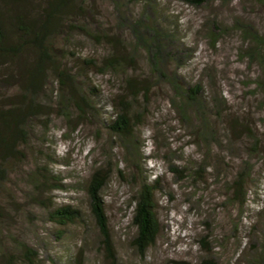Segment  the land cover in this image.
Returning a JSON list of instances; mask_svg holds the SVG:
<instances>
[{
	"label": "rangeland",
	"instance_id": "obj_1",
	"mask_svg": "<svg viewBox=\"0 0 264 264\" xmlns=\"http://www.w3.org/2000/svg\"><path fill=\"white\" fill-rule=\"evenodd\" d=\"M86 2L85 15L81 18L90 20L91 17L93 27L101 26L100 31L122 43L115 50L107 44L98 46V53L115 54L121 51L119 48L128 46L127 52L135 50L132 54L142 75L149 73L145 52L140 47L136 50L131 32L120 26L121 20L145 16L160 30L173 36V49L166 47V51H179L180 59L174 60L170 68L177 69L188 84L200 82L207 96L227 100L231 111L226 109L219 119H212L221 134V142L227 141L224 137L227 120L247 115V122L258 138L259 151L249 159L246 148L252 137L248 136L231 140L236 149L229 154L227 151L231 148L227 150L226 144L221 145L223 153L217 146H212L209 153L202 145L195 146L197 138L181 121L178 109L171 105L170 88L157 85L151 88L146 111L137 110L142 113V126L136 131L141 136L138 137L140 149L152 158L146 163L141 162V173L135 166L136 159L127 157L105 130L103 116L91 110L82 115L69 111L66 120L53 109L47 127L51 129L48 136L55 141L54 146L35 145L42 133L39 121H33L28 123L29 143L18 146L13 157L0 155V158L4 157L3 161L0 159V264H199L205 258L214 259L216 264H234L241 248L249 242L248 231L256 213H264V109H259L264 95L254 84L260 73L259 67L249 65L244 49L240 50L241 35L229 29L232 19L238 18L264 31V3L254 0H202L201 4L190 0ZM213 18L223 21L229 28L212 48L205 28ZM136 32L147 37L141 25L137 26ZM73 37L85 40V45L81 49L77 43L71 46L72 50L87 52L91 47L87 37ZM148 38L153 44L152 51L160 49L157 31ZM86 44L89 46L85 48ZM68 64L71 65L70 61ZM8 74L10 80L6 82ZM8 74L0 79V91L6 94V98H0L2 103L14 99L7 96L16 95L23 80L22 70L17 66H12ZM108 77L92 73L91 79L86 80L102 93L96 99L102 111L107 112L113 101L110 94L117 93ZM50 90L49 87L47 94ZM43 99L39 100L42 104ZM210 99L213 98L208 97ZM28 100L14 99L19 103ZM224 108L222 106V110ZM39 151L58 163L50 164L53 180L46 182L40 176L35 177L36 168L47 162ZM123 157L133 161L125 163ZM201 160L208 162L207 168L197 176L193 169ZM217 160L221 161V166L228 164L229 167L222 169ZM244 160L249 162L252 181L259 184L260 191L257 195L254 194L255 187L249 191V206L239 215L238 206L225 205L230 176L227 177V173L234 172ZM169 165L181 173H171ZM96 168L110 172L101 193L108 223L109 249L105 248L95 225L86 192L89 177ZM145 177L151 180L157 177L158 181L154 194L158 236L140 256L132 246L135 229L130 219L133 197ZM62 205L78 209L80 220L67 226L51 222L48 211Z\"/></svg>",
	"mask_w": 264,
	"mask_h": 264
},
{
	"label": "trees",
	"instance_id": "obj_2",
	"mask_svg": "<svg viewBox=\"0 0 264 264\" xmlns=\"http://www.w3.org/2000/svg\"><path fill=\"white\" fill-rule=\"evenodd\" d=\"M190 1L201 4L202 0ZM254 1L264 3V0ZM86 3V0H0V79L5 73L12 71V66L19 67L23 74L20 91L13 95L15 97L11 95L7 98H29L28 101L21 103L14 99H7L6 103L0 101V155L13 157L18 146L29 143L31 138L28 123L33 121H39L38 125L42 133L35 145L48 144L50 148L54 146L55 141L48 136L51 129L47 127V119L52 115L53 109H56L59 116L66 120L69 111L82 115L91 110L104 117L105 130L112 139H115L116 146L125 151L127 157L136 159L135 166L137 165L136 168L141 171V162L146 163L152 158H149L148 154H143L140 149L138 139L141 136L136 131L142 126L140 117L142 113L137 110L146 109L151 88L157 85L170 88L173 95L171 105L178 109L181 121L187 124L186 127L192 130V136L197 138L195 146L202 145L209 153L212 146L220 149L223 148L221 145L226 144L227 150L231 148L227 151L229 154L236 149L231 140L248 136L252 137L250 146L246 148L249 159L257 154L258 138L253 132L252 125L247 122L249 117L247 115L241 116L242 118L235 117L231 121L227 120L228 129L224 130L227 141L221 142V134L212 119H219L226 109L231 111L227 100L222 97L215 99L216 97L207 96L200 82L188 84L177 73V69L174 71L170 68L174 60L178 62L180 59L177 54L179 51H166V47H173L171 45L173 36L167 35L155 22L145 16L135 20L133 18L121 20L120 26L131 32L136 50L140 47L145 52L149 73L142 75L139 73L135 55L132 54L135 50L133 49L131 53L127 52L128 46L119 48L121 51L115 54L98 53V46L107 44L115 50L122 43L118 38L100 31L101 26L93 27L91 17L90 20L88 17L81 18V15H85ZM138 25L145 29L147 37L136 32ZM228 28L223 21H218L217 18L211 19L205 28V33L212 48ZM230 28L232 33L241 35L243 42L240 50L244 49L242 51L249 65L259 67L260 73L254 84L256 90L264 95V31H260L247 20L238 18L232 19ZM156 31L161 50L152 51L153 44L148 37L153 36ZM73 35L84 36L90 40L92 44L87 52L71 49L77 43H80L81 49L82 45H85V40L76 39ZM87 46L89 45L86 44L85 48ZM84 53L86 56H82ZM92 73L109 76L108 81L115 85L117 93L110 94L113 101L108 112L105 109L103 112L98 105L99 100L96 98H100L102 93L97 86L86 82L91 79ZM9 80L8 74L5 81L9 82ZM49 87L50 94H47ZM208 97L213 99L208 100ZM0 98H6V94L0 91ZM40 98H44V104L39 101ZM260 100L259 109H264V98ZM222 106L225 107L223 110ZM225 118L227 119L228 116L226 115ZM39 154L44 156L47 162L36 168L35 177L40 176L46 182L48 179L53 180L50 164L58 163L54 158L44 155L42 151H39ZM127 157H123V162L133 161ZM3 158H0L1 161ZM206 158L205 155L204 159ZM220 162L217 160V165L222 169L224 166L229 167L228 164L221 166ZM207 163L205 160L196 163L193 173L201 176V172L207 168ZM248 165L250 164L247 160L241 161L234 172L230 170L227 173V177L230 176L225 205L238 206L239 215L249 206L247 204L249 191H252L253 187H255V195L260 191L259 184L252 181L251 168ZM168 170L175 174L181 173L173 165H169ZM109 175V171L96 168L91 173L86 187L89 210L107 249L110 248V238L101 193ZM146 178L137 186L130 219V224L135 229L132 246L140 256L145 254L158 236L154 201L158 181L157 177L154 180ZM263 214L256 213L254 223L248 231L249 242L241 248L239 260H235L234 264H264ZM48 217L57 225L67 226L80 220L81 216L80 211L73 206L62 205L51 208ZM261 225L263 227H260ZM199 264H216V261L205 258Z\"/></svg>",
	"mask_w": 264,
	"mask_h": 264
}]
</instances>
